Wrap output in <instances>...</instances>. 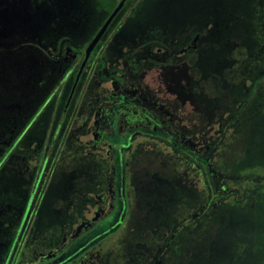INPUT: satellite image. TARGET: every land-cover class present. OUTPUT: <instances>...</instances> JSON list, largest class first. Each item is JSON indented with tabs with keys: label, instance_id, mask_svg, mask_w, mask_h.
<instances>
[{
	"label": "rangeland",
	"instance_id": "1",
	"mask_svg": "<svg viewBox=\"0 0 264 264\" xmlns=\"http://www.w3.org/2000/svg\"><path fill=\"white\" fill-rule=\"evenodd\" d=\"M254 5L263 10L264 0L127 2L117 16L122 25L120 30H115L109 37H102L84 69L80 83L86 77L87 80L81 88L82 95L77 99L81 112L74 122L66 125L70 139L61 137L64 153L60 151L62 148H57L55 139L45 143L35 155L29 182L17 174L9 176L7 172L11 168L3 163L0 181L6 180L17 193L28 190L32 195L39 194L29 221L31 223L35 213L39 223L32 228L25 226L30 207L23 215V221L11 227L10 233L4 236H11L10 258L22 256L16 250L22 244H27L28 250L27 254L23 253L20 263L35 261V264H58L79 248L78 254L83 255L81 264H230L236 255L242 258L240 250L247 242L239 238L237 229L247 219L245 212L234 206L216 216L213 211L227 194L237 192L241 195L242 188L237 180L213 168L214 184L218 189L224 188L221 194L214 195L213 205H208L202 197L189 201L185 195L193 196L189 188L192 177L185 186L175 184L171 175L177 167L171 153L183 154L182 151L193 148L208 160L212 159V141L218 130L217 124L207 117L210 106L205 101L215 94L216 89L215 75L209 68L213 67L218 72L220 67H227L235 61L237 52H247L246 47L250 43L254 45L256 39L251 37V32L258 31L256 21L259 20V17L257 20L254 18L256 9L251 10ZM43 7L47 8V5ZM30 11L28 0H0L1 110L4 108L2 105L16 107L15 101L21 89L25 93L40 83L48 85L49 78L40 57L27 48V40L32 37L39 39L40 36L30 37L26 30L31 20L32 23L41 21L38 17L43 16L45 10L41 7L36 9L33 14L38 17L34 16V19L28 18ZM106 12L102 11L100 17ZM243 20L249 27L242 24ZM118 26L117 23L114 28ZM179 33L183 36L179 37ZM197 33H200L198 37ZM122 34L127 36L118 41ZM247 40L252 42L245 43ZM106 43L114 44L108 52ZM117 43L123 47H118ZM188 44L194 46L196 53L184 51ZM83 56L84 53L71 65L73 70L81 64ZM96 66L99 68L94 71ZM104 66L105 70L100 69ZM110 66L124 69L129 66L128 81L115 83V89V79L108 74ZM114 67H111L112 73H116ZM140 73L141 83L138 80ZM50 85L51 82L48 87ZM71 85L72 76L64 85V97L69 94ZM123 90L134 91V96L141 98V107L148 103L153 113L159 111L160 122L168 130L167 134H173L177 151L168 145V136L160 129L138 132H126L124 129L116 140L99 139L98 132L92 128L95 105L110 93L120 96ZM11 136L6 133L2 139ZM24 146L22 155L30 154V148ZM10 148L8 146L7 149ZM31 160L33 158L27 159ZM30 165L21 164L20 167L28 170ZM58 168L59 171L53 173ZM113 173L116 185L114 191H109ZM256 180L264 181V170ZM45 188H51V193L43 198L42 212L37 209V203H42ZM9 197L4 196L3 200L8 201ZM96 210L102 215L96 226L77 236L78 223L95 222ZM193 214L202 216L191 221L188 219L191 216H188ZM6 217L9 218L10 213H6ZM43 217L51 224L62 223L63 231L60 232L57 226L46 225V220H41ZM184 220L193 224L187 226L189 235L185 236L183 243L173 236V230ZM1 230L4 233L3 225ZM59 232L65 234L64 245L56 249L61 252L50 260V256L38 259L39 250H34L45 249L48 245L43 252L51 253L55 249L51 240L56 239Z\"/></svg>",
	"mask_w": 264,
	"mask_h": 264
},
{
	"label": "flooded vegetation",
	"instance_id": "2",
	"mask_svg": "<svg viewBox=\"0 0 264 264\" xmlns=\"http://www.w3.org/2000/svg\"><path fill=\"white\" fill-rule=\"evenodd\" d=\"M80 1L81 0H28V9H31V11L27 15L29 19H34V16L38 17L33 14L36 9H39L41 7L45 11L43 12V16L38 17L41 18L40 22L32 23L33 20H31V22H29L30 20L28 21L29 25L26 29L27 35H30V37H32L33 35H38L40 36V38L35 39L32 37L31 39H29L27 37V39H29L27 40V48L31 53L34 52V55L36 54V56L40 57L39 59L41 61V65L47 71L46 77H48L51 82V85L49 87H52L53 89H48V85L50 83L49 79L47 81L48 85H44V82L40 83L38 87H31L29 85L31 87L30 93L25 94L28 97V107L26 110H23L21 108V105L17 100L15 101L17 104L16 107L10 108L8 106H3L4 108H2V110L0 109V175L3 165L5 164L4 166L11 168V170H8L7 172L9 176H11L10 174H17L21 177V179L26 178L29 182L32 170L34 168L35 155L38 154V150H40V148L45 143H48L52 139H55V144L56 146L58 145L57 148H62L60 150L61 153H64L65 145L62 143L61 137L67 136V139H70V136L66 134V125L68 123L71 124V122H74L76 116H79V112H81L78 109L77 99L82 95L81 88L87 80V77L85 78L84 82L81 83L80 79L90 57L81 73L77 85L74 87L78 71L85 57V52L89 43L115 9L114 8L109 13L106 12L105 15L102 17H100L101 12L82 13L78 10H75L74 12L66 10L67 4L74 6V8L76 9H80ZM43 5H47V8H44ZM124 6L122 7V9L124 8ZM122 9L114 17L102 37H104L105 35L109 37L115 30H120L119 28H121L122 25L118 21L117 16L121 13ZM98 19H101L103 21L99 23L97 21ZM117 23L119 24V26L114 28L115 24ZM94 31L95 33L93 34V36L88 39V35H91V33ZM199 34L200 33H197L196 37H198ZM126 36L127 34H122V36H119L118 41L123 40ZM182 36L183 35H180L179 33V37ZM99 44L100 42L97 43L95 48ZM113 45L114 44L112 43H106L105 50L107 52L110 51L113 48ZM177 45L178 44L176 43V47ZM190 45L192 44H188L184 48L185 52L187 50H191V48H194L193 45ZM117 46L120 47L121 43H117ZM82 53H84V56L82 57L81 64L78 65V68L76 70H73L71 65L75 64V62L81 59ZM32 62L34 63L36 61ZM105 65H107V62L105 63ZM111 67L113 68L114 66L109 67L110 71L108 74L110 75V77L115 79L114 84L124 83L128 81L130 74H128L127 68H129V66H127V68L125 69L114 67L116 68V73L111 72ZM98 68L99 67L96 66L94 71ZM103 68L105 70V66L100 69ZM75 71H77V74L75 79H73ZM56 75L57 79H55ZM71 76L72 85L69 94L67 95V97H64L62 93L64 91V85L68 78H70ZM138 80L139 83H141V73L138 76ZM116 84L113 86V89L117 87ZM139 87H141L140 84ZM123 92L124 93H121L120 96L110 93V96L102 98L95 105L92 128L96 129V132H98L99 139L104 140L106 138L116 140L120 136L121 131H123L124 129H126V132H138L143 129H160L165 131L166 134L168 133V130L163 127V123L160 122L162 120V117H160L159 111L153 113V111H151L148 107V103L147 105H144V107H141V98H136L134 96V91L125 92V90H123ZM39 98H44L45 100L43 104L37 108V102L39 101ZM5 132L10 133V135L12 134V136L9 139H2L3 136L6 134ZM167 136L168 137H166V139L170 142L169 143L167 141L168 145L172 146L174 149H177L173 134H167ZM98 141L99 140H97L96 143H98ZM8 146H10L11 148L7 149ZM23 146L26 148H30V150H28L30 154L26 153L25 155H22L21 150L23 149ZM27 155H31V157H27ZM32 158L33 161H27V159ZM59 158V160H61V156ZM28 163L31 164L28 170H24L23 166L20 167L21 164ZM58 165L60 166V164ZM57 171H59V168L58 170H54L53 173ZM114 180L115 176L113 173V175H111V180L109 181V191H114L113 187L114 185H116ZM50 193L51 188H45L41 196L42 203H37V209H39L40 211L43 210V198L47 194L50 195ZM101 194L102 196L105 195V193L103 192ZM9 195L11 197H9ZM38 195H32L28 192V190L26 192L22 190L21 192L17 193V191L14 190L13 187H10L9 183L6 180L0 181V206L2 205V208L0 209V264L37 263L35 261H33V263L31 261L20 263V259L22 258L23 253L27 254V244L25 246L24 244H22L19 250L16 247V250L19 251V253L22 255L21 257L10 258L9 238L11 236H8L7 238L5 237L7 235V232L10 233L11 227L23 221L25 213L30 207L31 212H29L28 214L25 226L32 228L34 225L39 223V219H36L35 213H33L31 223L29 222ZM4 196H8L9 200L4 201ZM33 197L34 200L32 202ZM6 213H10L9 218L6 217ZM42 215L43 213H41V216ZM101 216L102 215H99L98 210H96L94 211L95 222L84 221L78 223L75 232L76 235L78 236L82 233H87L91 231L96 226V221L100 220ZM41 220L42 222H44L46 219L44 220L43 217ZM42 222L40 223L43 224ZM46 223H48L46 225H49V227L57 226L60 229V232L63 231V227H61L62 223L60 222H52L51 224L50 221L46 220ZM1 225L4 226V233L1 230ZM5 227H7V229ZM60 232L59 236L56 239L54 237V240H51V243L55 245V249L51 253L43 252V250L47 249L48 245L45 249L42 250L32 249L34 250V252H38L39 250V256H37L38 259L41 256H50V258L48 259L50 260L51 257L52 259L55 258L61 252V250H56L60 246H63L65 243V234L63 233L61 235ZM77 236H74V238H77ZM49 243L50 242H48V244ZM79 250L80 248L76 249L73 254L68 257L70 259L71 256H74V258L70 259L69 261L68 258H65L64 260H61L58 264H81L83 255L78 254Z\"/></svg>",
	"mask_w": 264,
	"mask_h": 264
},
{
	"label": "trees",
	"instance_id": "3",
	"mask_svg": "<svg viewBox=\"0 0 264 264\" xmlns=\"http://www.w3.org/2000/svg\"><path fill=\"white\" fill-rule=\"evenodd\" d=\"M117 3L118 0H81L80 9L67 4L66 10L71 12L78 10L82 13L102 11L109 13ZM253 9H256L254 18L257 20L259 17V20L262 19L263 22L261 24V21L255 20L258 31L251 32V37L256 39L254 45L250 43L246 47L247 52H237L234 55L235 61L227 67H220L218 72L213 67L209 68V71L215 75L216 89L215 94L205 101L210 106L207 117L213 124H217L218 130L212 141V159L208 160L203 153L193 148L188 149L187 152L180 149L183 154L171 153L177 167L175 173L171 175L175 184L178 187L185 186L186 181L192 177V186L190 185L189 188L193 196L188 193L185 195L189 201L202 197L208 205H213L214 195L221 194V189H224L223 187L218 189V186L214 184L213 168L223 175L236 179L237 184L242 188L244 197L242 192L241 195L237 192L227 194L213 209L216 216L228 207L234 206L244 211L247 216L237 229L239 238L247 242L240 250L242 258L236 255L230 264H264V181L256 180L264 170V9L261 10L257 5H254L251 10ZM97 21L100 23L103 20ZM242 24L249 27L246 21ZM94 33L95 31L91 35L87 34L88 39ZM250 41L252 42L247 40L245 43ZM191 51L196 53L194 48H191ZM76 74L77 71L73 79ZM19 93L16 100L21 108L26 110L28 97L25 94H29L30 91L26 90L24 93L21 89ZM44 100L39 98L37 108L43 104ZM219 129H221L220 132ZM201 216L193 214L189 215L188 219L196 221ZM192 224L193 222L184 220L173 230V236L180 238L184 243L185 236L189 235L187 226Z\"/></svg>",
	"mask_w": 264,
	"mask_h": 264
},
{
	"label": "water",
	"instance_id": "4",
	"mask_svg": "<svg viewBox=\"0 0 264 264\" xmlns=\"http://www.w3.org/2000/svg\"><path fill=\"white\" fill-rule=\"evenodd\" d=\"M126 0H120L118 5L115 7V9L113 10V12L110 14V16L107 18V20L104 22V24L102 25V27L99 29V31L97 32V34L94 36V38L91 40V42L89 43L86 52H85V57L82 61L81 67L78 71L76 80H75V84L74 87L77 85L81 73L93 51V49L95 48V46L97 45V43L100 41V39L102 38L103 34L106 32L108 26L110 25V23L112 22V20L114 19V17L117 15V13L122 9V7L124 6Z\"/></svg>",
	"mask_w": 264,
	"mask_h": 264
}]
</instances>
